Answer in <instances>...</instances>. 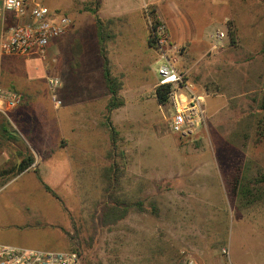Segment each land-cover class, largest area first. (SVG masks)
<instances>
[{"label":"rangeland","instance_id":"rangeland-1","mask_svg":"<svg viewBox=\"0 0 264 264\" xmlns=\"http://www.w3.org/2000/svg\"><path fill=\"white\" fill-rule=\"evenodd\" d=\"M39 1L67 14L73 29L44 59L2 56L15 61L5 65L1 60L2 88L22 101L7 115L0 113L15 137H0V172L19 162L25 147L36 163L5 186L7 180L0 177V243L66 252L77 247L73 237L84 204L96 194L92 186L108 164L111 140L101 124L109 115L125 152L118 159L126 163L125 176L133 186L143 184L144 195L158 201L159 211L132 213L103 230L92 250L96 264H227L224 249L234 264H264V202L241 210L230 177L248 160L264 168V141L254 138L247 150L228 142L256 107L255 91L263 90L264 0ZM87 7H100L104 21L120 17L111 26L115 43L107 40V46L137 49L127 61L112 58L114 72L126 75L127 98L124 109L110 114H105L102 65L95 59L80 61L81 47L96 44V16ZM152 11L170 43L181 49L179 69L206 96L208 123L189 138L172 132V109L156 98L162 61L149 43ZM218 33L225 34L220 44ZM51 76L62 83L55 93L62 103L57 108ZM249 82L256 87L247 93ZM82 89L97 97L84 110L79 109ZM85 237L80 234L84 252Z\"/></svg>","mask_w":264,"mask_h":264},{"label":"trees","instance_id":"trees-1","mask_svg":"<svg viewBox=\"0 0 264 264\" xmlns=\"http://www.w3.org/2000/svg\"><path fill=\"white\" fill-rule=\"evenodd\" d=\"M98 8H89L87 10L92 12L97 19L100 43L102 47V55L104 58L102 85L107 90V95L110 99L106 105L105 114L118 110L125 106L126 102L120 97L123 89L124 76H115L112 67L106 55V41L110 39L108 30L110 25L106 21H102L98 16ZM56 12L65 14L59 10ZM151 18L154 21L152 26V35L149 43L153 49H157V36L154 32L161 26L158 16L155 11L150 12ZM67 15V14H65ZM13 24L12 20L8 21V26ZM109 24H113L111 20ZM233 40H234V35ZM59 41V40H58ZM57 41V42H58ZM261 57L264 59V47L261 52ZM187 80L189 78L187 77ZM253 80H256L255 78ZM258 83V82H257ZM260 83V82H259ZM262 89L264 90V81ZM254 83L249 82L248 88L245 92H252L255 89ZM171 85H158L156 88V98L160 105L167 106L170 103L169 94L171 92ZM251 89V90H250ZM257 90V89H256ZM255 91L253 102L256 107L244 117L238 124L234 132L229 138V145L235 148L247 150L254 138H257L259 143L264 141V91ZM222 89L219 88L218 92ZM1 115V114H0ZM0 137L3 139L13 140L14 135L11 134L13 130L11 123L0 116ZM102 127L110 138V147L106 151L107 163L100 170V178L97 184L93 187L96 194L90 196V200L86 201L82 211L83 218L81 224L77 228V232L73 239H78V245L72 252H78L81 257V264H96L92 250L96 245V240L103 232V230H112L119 222L125 220L132 213H146L150 212L156 214L159 211L158 201L153 197L144 195L143 184L136 186L132 185V181L125 176L126 163L121 164L118 159L125 157L124 150L119 145L118 130L113 126L111 116H106L105 121L102 122ZM15 132V131H14ZM22 131L20 130V134ZM20 161L13 167L5 169L0 172V177L4 178L6 185L11 179L17 178L22 174L30 171L36 163L35 155L32 151L25 147V151L20 152ZM231 177V188L237 198L238 207L243 209L255 206L264 202V168L262 166L256 167L252 161L239 165L234 169ZM44 185V188L50 194L55 196L54 191L43 182L42 177H39ZM3 186H0L2 188ZM91 195V194H89ZM87 233L86 248L80 240V234ZM72 239V240H73ZM101 264V263H100Z\"/></svg>","mask_w":264,"mask_h":264},{"label":"built area","instance_id":"built-area-1","mask_svg":"<svg viewBox=\"0 0 264 264\" xmlns=\"http://www.w3.org/2000/svg\"><path fill=\"white\" fill-rule=\"evenodd\" d=\"M13 24L8 26V21ZM73 29L72 19L52 10L39 0H0V56L21 58H45L49 49ZM157 36V50L162 61L159 67V85H171L169 94L172 118L170 129L182 138L197 134L208 123L206 96L187 80V74L178 67L180 47L170 43L166 29L159 26L154 32ZM225 34L216 35L220 44ZM2 65L0 63V113L7 115L17 108L22 96L5 91L1 85ZM57 76L48 77V85L54 94V105L60 107L61 101L55 93L61 88ZM227 264H234L229 249H224ZM0 264H81L78 252L43 250L0 243ZM195 264V263H190Z\"/></svg>","mask_w":264,"mask_h":264},{"label":"crops","instance_id":"crops-1","mask_svg":"<svg viewBox=\"0 0 264 264\" xmlns=\"http://www.w3.org/2000/svg\"><path fill=\"white\" fill-rule=\"evenodd\" d=\"M100 19L102 20V21H104V19L102 18V17H100ZM113 21V24L112 25H115L116 23H118V21H120L121 19H120V17H118V16H116V15H112L111 17H109V19H107V25L109 26L110 25V28H109V30H108V35L110 36V39H108V41H112L111 43L114 45V43H115V41H114V39L116 38V36H115V33H112V32H114L112 29H111V24H109L110 23V21ZM95 24H96V27H95V39H96V44L95 45H93L92 47H81V60L80 61H82L83 63L84 62H92V61H94V59L96 60V62H100V64L102 65V67L104 66V58H103V55H102V47H101V43H100V37H99V29H98V24H97V19H96V22H95ZM111 45V44H110ZM145 46H147V44H145ZM106 55H107V57H108V60H109V62H110V65H111V67H112V71H113V74L115 75V76H117V75H119V76H121V75H125V73H124V70L123 71H120L119 73L117 72V73H115L114 72V61H113V57L115 58V60H116V62H119V61H127V59L129 58H131L130 56H129V53L132 51V50H137V49H135L134 47H126V46H121V47H113V46H107L106 45ZM144 48V52H146L147 51V48L148 47H141V50ZM141 50H139V51H141ZM91 55V58L89 57ZM141 56V55H140ZM141 58V57H140ZM145 56H143V60H145ZM2 59H4V64L5 65H8V64H15V61H14V59H13V61H12V58H9V57H4V58H2V57H0V63H2ZM142 61V60H141ZM113 62V63H112ZM113 64V65H112ZM125 77H126V75H125ZM159 81H160V79H158ZM123 81V89H122V91H121V93H120V97L122 98V99H124L125 100V102H126V92H127V84H126V81H125V79L124 80H122ZM159 85V84H158ZM140 88V87H139ZM87 89V88H86ZM105 89V88H104ZM3 90H5V89H3ZM5 91H12L11 89H6ZM85 92V90L84 89H82V91H81V94H79V95H81L79 98H81L80 100H79V109H81V110H84L85 108H87V107H89V106H92L91 105V102H93V101H95V100H97V97H96V95L95 94H93V95H91V97H89L88 96V94H85L84 93ZM104 95H105V98H107L108 100L110 99V96L109 95H107V90L105 89V92H104ZM107 100V101H108ZM107 105V104H106ZM105 105V106H106ZM125 106H126V104H125ZM125 106L124 107H122V108H120V109H118V110H121V109H124L125 108ZM105 110H107L106 109V107H105ZM20 155V154H19ZM35 159H36V157H35Z\"/></svg>","mask_w":264,"mask_h":264}]
</instances>
